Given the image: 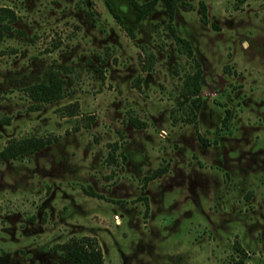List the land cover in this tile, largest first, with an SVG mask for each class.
Returning a JSON list of instances; mask_svg holds the SVG:
<instances>
[{
    "label": "rangeland",
    "instance_id": "1",
    "mask_svg": "<svg viewBox=\"0 0 264 264\" xmlns=\"http://www.w3.org/2000/svg\"><path fill=\"white\" fill-rule=\"evenodd\" d=\"M173 1L141 18L132 0H0L18 17L0 28V154L53 140L0 158V264H75L60 247L86 237L105 264H230L237 245L264 264V0ZM58 72L66 97L33 102Z\"/></svg>",
    "mask_w": 264,
    "mask_h": 264
},
{
    "label": "trees",
    "instance_id": "2",
    "mask_svg": "<svg viewBox=\"0 0 264 264\" xmlns=\"http://www.w3.org/2000/svg\"><path fill=\"white\" fill-rule=\"evenodd\" d=\"M133 7L138 12L141 18H145L156 6L158 0L152 1L147 4L140 5L135 0H132ZM165 7L168 9L170 17L173 18L175 6L173 0H162ZM202 15L204 22L207 20L206 8L203 6ZM115 18L122 23V19L114 14ZM18 17L8 8L0 9V28L7 30L11 29V25L17 22ZM171 33L179 47V51L185 54L190 59H195V54L191 43L179 37L176 31L172 28ZM148 60V64L150 65ZM196 62V72L188 75L185 80L183 94L192 99V109H194V116L189 120L192 125L197 124V113L202 108V86L201 80L203 77L201 65ZM65 80L61 78V74L51 73L49 79L46 81L35 82L26 87V93L33 102L39 105L52 104L63 100L66 97ZM69 116H76L77 111L74 106L66 108ZM132 125L135 127H143L138 120H132ZM53 140L50 138L31 137L25 139H14L9 142L8 146L1 152L0 158L8 160H20L32 156L46 147L51 145ZM64 256L75 264H105L104 256L99 244L92 238L86 237L81 241H71L60 247ZM238 259H234L230 264H246L247 253L241 248L236 246Z\"/></svg>",
    "mask_w": 264,
    "mask_h": 264
}]
</instances>
